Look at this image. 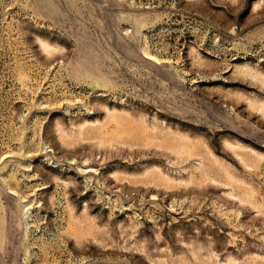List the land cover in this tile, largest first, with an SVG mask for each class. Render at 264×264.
<instances>
[{
	"label": "rangeland",
	"instance_id": "374dc122",
	"mask_svg": "<svg viewBox=\"0 0 264 264\" xmlns=\"http://www.w3.org/2000/svg\"><path fill=\"white\" fill-rule=\"evenodd\" d=\"M0 264H264V0H0Z\"/></svg>",
	"mask_w": 264,
	"mask_h": 264
}]
</instances>
